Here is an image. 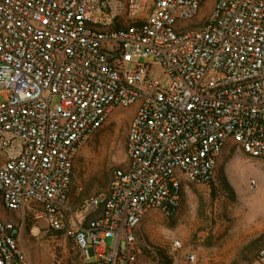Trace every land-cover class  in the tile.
<instances>
[{
	"label": "built area",
	"instance_id": "2783aa9c",
	"mask_svg": "<svg viewBox=\"0 0 264 264\" xmlns=\"http://www.w3.org/2000/svg\"><path fill=\"white\" fill-rule=\"evenodd\" d=\"M1 95L0 205L72 239L86 264H145L149 210L175 215L186 183L214 180L229 139L264 154V0H0ZM118 108L135 110L128 164L80 220L74 163ZM21 234L0 216V264H34Z\"/></svg>",
	"mask_w": 264,
	"mask_h": 264
},
{
	"label": "rangeland",
	"instance_id": "374dc122",
	"mask_svg": "<svg viewBox=\"0 0 264 264\" xmlns=\"http://www.w3.org/2000/svg\"><path fill=\"white\" fill-rule=\"evenodd\" d=\"M212 6L210 3L201 15H206ZM151 61V58L144 60ZM128 68L133 69L134 65L128 64ZM152 77L166 90L172 83L171 78L158 68L153 70ZM2 98L1 95L0 100ZM134 115V109H116L80 150L75 161L69 204L80 220L84 217L83 207L75 206L73 202L82 198L85 203L91 197L107 195L110 185L105 190L100 186L112 178L115 170L127 166L126 141ZM222 176L230 189L226 190L220 183ZM251 180L257 182L256 188L251 187ZM263 208L264 154L252 157L238 142L229 139L218 157L214 180L186 183L180 209L175 215L168 216L158 209L148 211L137 238L140 248H149L154 257H148L141 249L142 260L145 264H257L264 248ZM0 216L21 225V246L34 264H86L72 239L49 229L40 232L35 229L44 224L39 225L32 214L11 212L0 205ZM173 239L181 241L183 247L168 254ZM106 244L111 246L112 239ZM191 255L196 256V261L190 260Z\"/></svg>",
	"mask_w": 264,
	"mask_h": 264
},
{
	"label": "trees",
	"instance_id": "16d2710c",
	"mask_svg": "<svg viewBox=\"0 0 264 264\" xmlns=\"http://www.w3.org/2000/svg\"><path fill=\"white\" fill-rule=\"evenodd\" d=\"M126 150H127V141H126ZM74 169H75V163H74ZM74 177V176H73ZM111 180H112V178L110 179H108L104 184H102L101 186H100V189H102V190H105L107 187H108V185H110V183H111ZM72 181H73V179H72ZM213 181V180H212ZM212 181H210V182H212ZM209 182V183H210ZM220 183L222 184V186L223 187H225V189L227 190V189H230V187H229V185H228V182H227V180H226V178L224 177V176H222L221 177V179H220ZM91 190V188L88 190V193L86 194V195H88L89 194V191ZM100 194V193H99ZM182 194H183V192H182ZM82 198L81 199H79V200H77V201H74L73 202V205H75V206H77V205H81L82 207L84 206V202L82 203ZM71 203V197H70V195H69V204ZM181 203H182V199H181ZM181 206V205H180ZM141 249H143V251L146 253V255L149 257V255L151 256V257H154V252L152 251V250H148L149 248H147V247H144V246H142V248ZM155 255H157V253L155 252Z\"/></svg>",
	"mask_w": 264,
	"mask_h": 264
},
{
	"label": "bare ground",
	"instance_id": "6f19581e",
	"mask_svg": "<svg viewBox=\"0 0 264 264\" xmlns=\"http://www.w3.org/2000/svg\"><path fill=\"white\" fill-rule=\"evenodd\" d=\"M261 212H263V214H264V208L262 209V211ZM230 250V249H229ZM227 252V251H226Z\"/></svg>",
	"mask_w": 264,
	"mask_h": 264
}]
</instances>
